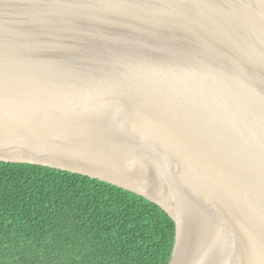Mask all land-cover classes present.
<instances>
[{"label":"water","instance_id":"95a60500","mask_svg":"<svg viewBox=\"0 0 264 264\" xmlns=\"http://www.w3.org/2000/svg\"><path fill=\"white\" fill-rule=\"evenodd\" d=\"M0 163L156 205L168 264H264V0H0Z\"/></svg>","mask_w":264,"mask_h":264},{"label":"trees","instance_id":"16d2710c","mask_svg":"<svg viewBox=\"0 0 264 264\" xmlns=\"http://www.w3.org/2000/svg\"><path fill=\"white\" fill-rule=\"evenodd\" d=\"M174 223L85 176L0 163V264H168Z\"/></svg>","mask_w":264,"mask_h":264}]
</instances>
